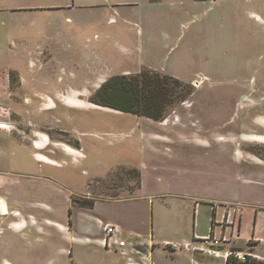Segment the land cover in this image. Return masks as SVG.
<instances>
[{
  "label": "rangeland",
  "instance_id": "374dc122",
  "mask_svg": "<svg viewBox=\"0 0 264 264\" xmlns=\"http://www.w3.org/2000/svg\"><path fill=\"white\" fill-rule=\"evenodd\" d=\"M148 65L189 85L162 120L93 103L106 78ZM0 182L25 220L18 229L7 225L13 213L0 216V264H124L138 256L129 244L70 236L114 220L132 241L128 229L146 235L154 219L167 237L196 198L237 209L242 240L257 212L263 239L264 0H0ZM136 193L150 202L113 200ZM89 197L99 198L92 209L78 206ZM153 250L152 264H225Z\"/></svg>",
  "mask_w": 264,
  "mask_h": 264
},
{
  "label": "crops",
  "instance_id": "0c3cea01",
  "mask_svg": "<svg viewBox=\"0 0 264 264\" xmlns=\"http://www.w3.org/2000/svg\"><path fill=\"white\" fill-rule=\"evenodd\" d=\"M157 1H160V0H157ZM196 1H205V0H196ZM60 7L63 8L65 6H60ZM60 7H58V8H60ZM144 67H149L151 69H154L150 65L142 66V68H144ZM139 71H137V72H139ZM123 73L129 74L128 71H124ZM123 73H120V74H123ZM45 138H46L45 134L41 133L40 136L33 137L32 139H30L29 144L31 146H33L32 141H33V139H35V143H37V144L34 143V145H38V144L43 145L45 142ZM35 154L38 157L41 156L38 152H36ZM31 176L32 177H40V175H33V174H31ZM140 186L141 185L139 184V186H137L135 190L137 191ZM145 196L149 197V202H150L151 194L150 195H143L141 193H139V194L136 193V195L131 196V197H125V198L113 199V200L134 201V200H138L140 197H145ZM176 196H179V197L184 196L185 197V195H183V194H179ZM89 198L93 199V201H94L93 205L88 206V207H86V206H82V207L92 209L95 206V203H96L95 201L99 200V198H96V197H89ZM151 203H153V201H151ZM78 206H81V205H78ZM3 209H5L4 211H7V212L6 213L3 212ZM174 211H175V209H173V211L171 213H173ZM17 213H18L17 209L8 208L7 204L0 197V216H2V215L6 216L8 214H12L13 218L7 222V225L20 229L25 224V220L21 217L20 214H19L20 217L17 218L16 217ZM236 214H237V209H235L234 207H231L230 203H225L224 201L212 202V201H209L207 199L201 200V199L196 198V199L190 200V204L188 207L185 203H183L181 206V209H178V211L173 216V218L169 219V229L170 230L168 231L169 233H168L167 237H162V234L160 232H158V234H155V231H154L155 221H154V219H153V225L151 226L152 230L151 231L147 230L146 235L144 233H142L141 231L133 229L132 227L130 229H128V228L127 229L129 230L131 235L135 236V238L132 240V242L134 244H136V247L142 251L146 250L148 252L149 256H147V257H148L149 261H150V258L153 257V256H150V254L152 255V253L154 251L153 249H155L156 244L158 246L162 247V245H164V243L167 241L191 240L192 238H194L197 235L200 236V235L208 234L213 229L216 232H220L221 230H224L225 233H227V232L231 233L229 235L230 240L223 243L222 249L223 248L230 249V247H233L235 249L236 248H244V247L248 248L255 255V258H256V260H254V262L251 264H264V255L259 253L258 251H256L257 246L259 247L260 245H262L261 241L264 242V238L262 239V236H260V234L257 232V226L259 225L258 213L256 212L254 217H253L252 233L250 236H247V238L245 240H242L240 238L241 220L239 218H237V220L235 219ZM71 216H73V211L68 212V223H69L68 225L72 228L73 221H71ZM231 220H233V222H234V224L232 226L229 224V221H231ZM161 224L164 225L162 220H161ZM58 225L60 226L61 229H66V227L68 226V225L63 224V223H59ZM85 225H88V224H85ZM107 225H115L117 227L119 233H120V230H121V232L123 231V228L119 227V225L116 221L109 220V221H106L104 225L101 224V228H102L101 233H98L96 235L95 231H94V235H92V237H89L87 235L86 236L85 235H77L74 238L73 236H70V242H72L71 240L75 239L76 240L75 242L78 244L79 243L81 244L82 241H85V242L93 241L97 244L102 245V244H104L103 240L105 237V227ZM88 227L89 226H87L85 228L87 229ZM89 229H90V227H89ZM89 229H88L89 232L92 231ZM36 230L38 232L47 231L46 229H44L42 227L41 224L37 225ZM157 235H159V237H157V239H156L155 236H157ZM118 236H119V234H118ZM250 239H252L253 242L251 245L248 246L246 244V242L249 241ZM62 240H65V239L63 238ZM59 250L61 252H63L65 249L61 246V248ZM66 253L71 255L70 249H66ZM126 254H128V255L136 254L138 256L135 259H133V258L126 259L124 264H138V263L143 264L144 260L141 258L140 254L133 252L130 249L128 250V252L126 251ZM191 255L198 256L199 258H204V256L202 254L191 253Z\"/></svg>",
  "mask_w": 264,
  "mask_h": 264
},
{
  "label": "trees",
  "instance_id": "16d2710c",
  "mask_svg": "<svg viewBox=\"0 0 264 264\" xmlns=\"http://www.w3.org/2000/svg\"><path fill=\"white\" fill-rule=\"evenodd\" d=\"M189 94V85L183 80L166 73L161 74L153 69L143 68L137 73L109 76L95 90L92 101L100 106L162 120L174 103L184 101ZM133 169L137 175V186H139L140 173L137 169ZM93 202V199L85 200L79 205L92 206Z\"/></svg>",
  "mask_w": 264,
  "mask_h": 264
},
{
  "label": "built area",
  "instance_id": "2783aa9c",
  "mask_svg": "<svg viewBox=\"0 0 264 264\" xmlns=\"http://www.w3.org/2000/svg\"><path fill=\"white\" fill-rule=\"evenodd\" d=\"M229 224L232 226L234 224L233 220L229 221ZM228 224V225H229ZM119 232L115 225H107L105 227V237L104 244L109 246L110 244H115L118 246L130 245L131 251H136V253L142 251L136 247L132 241H126L118 236ZM231 233H225L224 230L216 232L213 229L208 234L195 236L191 240H182V241H167L164 243L166 247H169L172 250L177 249H187V250H197L198 252L211 255L214 257H221L224 259L225 264H234L249 262L253 263L256 260L255 255L250 251H243L241 249H222L223 243L230 240ZM141 258L144 260L143 263L152 264L148 257V252H142ZM229 262V263H228ZM140 264V263H138Z\"/></svg>",
  "mask_w": 264,
  "mask_h": 264
},
{
  "label": "flooded vegetation",
  "instance_id": "af4514ba",
  "mask_svg": "<svg viewBox=\"0 0 264 264\" xmlns=\"http://www.w3.org/2000/svg\"><path fill=\"white\" fill-rule=\"evenodd\" d=\"M33 137H34V136H33ZM33 137H31V139H32ZM46 140H47V138H46ZM48 141H49V140H48ZM32 143H33V145H34V143H35V139H33ZM35 144H37V143H35Z\"/></svg>",
  "mask_w": 264,
  "mask_h": 264
},
{
  "label": "bare ground",
  "instance_id": "6f19581e",
  "mask_svg": "<svg viewBox=\"0 0 264 264\" xmlns=\"http://www.w3.org/2000/svg\"><path fill=\"white\" fill-rule=\"evenodd\" d=\"M4 210H5V209H3V212H5Z\"/></svg>",
  "mask_w": 264,
  "mask_h": 264
},
{
  "label": "water",
  "instance_id": "95a60500",
  "mask_svg": "<svg viewBox=\"0 0 264 264\" xmlns=\"http://www.w3.org/2000/svg\"><path fill=\"white\" fill-rule=\"evenodd\" d=\"M197 83H199V81H196Z\"/></svg>",
  "mask_w": 264,
  "mask_h": 264
}]
</instances>
